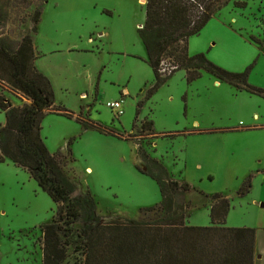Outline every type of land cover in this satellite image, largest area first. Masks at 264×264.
Here are the masks:
<instances>
[{"label":"rangeland","instance_id":"obj_1","mask_svg":"<svg viewBox=\"0 0 264 264\" xmlns=\"http://www.w3.org/2000/svg\"><path fill=\"white\" fill-rule=\"evenodd\" d=\"M146 1L0 0V40L11 47L34 35V16L43 11L34 35L36 66L51 80L56 105L72 115L47 114L44 142L52 153L72 152L75 161L65 172L79 187L75 195L91 193L98 214L108 218L103 222L139 220L142 209L160 205L159 183L147 172L162 167L196 189L189 225H211L209 208L200 205L203 192L230 199L227 226L257 229L262 209L251 202V190L239 191L264 170V128H256L264 126V97L222 80L218 85L206 70L192 82L178 70L155 88L139 33ZM189 51L233 73L256 62L248 85L264 89V0H231L190 38ZM6 90L15 106L27 102ZM116 101L123 105L120 117L108 107ZM5 122L0 111V127ZM56 210L28 171L0 160V264H43L42 226ZM82 259L70 248L64 264Z\"/></svg>","mask_w":264,"mask_h":264},{"label":"trees","instance_id":"obj_2","mask_svg":"<svg viewBox=\"0 0 264 264\" xmlns=\"http://www.w3.org/2000/svg\"><path fill=\"white\" fill-rule=\"evenodd\" d=\"M230 1H146V21L139 33L156 78L155 88L178 70L186 71L189 82L202 77V70H206L240 90L264 97V89L248 85L256 62L244 72L233 73L215 65L205 54H190V38L198 36ZM235 5L247 6L239 1ZM42 12L39 9L34 16V35ZM34 35L26 34L15 47L0 40V111L6 116L0 127V160H10L28 171L57 205L53 221L42 226L43 264H64L70 248L82 255L80 264H255L257 230L227 226L230 199L223 194L210 196L201 192L200 205L211 204V225H189L187 218L193 203L187 195L196 189L174 179L162 167L158 172L150 168L147 172L159 183L162 203L142 209L145 217L139 220L103 222L91 193L75 195L79 187L65 172L75 161L72 152L52 153L42 137L47 114L72 115L56 105L51 80L36 66ZM163 63L177 69L163 77ZM6 89L21 94L27 102L15 106L5 94ZM143 156L149 163V155ZM252 186L250 176L239 193L244 196ZM148 214L154 220H146Z\"/></svg>","mask_w":264,"mask_h":264},{"label":"crops","instance_id":"obj_3","mask_svg":"<svg viewBox=\"0 0 264 264\" xmlns=\"http://www.w3.org/2000/svg\"><path fill=\"white\" fill-rule=\"evenodd\" d=\"M37 63V62H36ZM216 84H220V80H216ZM245 91V90H240ZM126 92V91H124ZM247 92V91H246ZM249 93V92H248ZM85 96V95H84ZM256 128H264V126H257ZM257 177H260V180L257 181ZM251 202H256V205L262 209L256 212L258 225L256 226L257 230V238H256V262L255 264H264V170L257 171L256 176H253V187L251 188ZM187 200H191L193 203L192 209H189L188 218L194 213L197 209V205L194 204V199L192 198V194L187 195ZM202 206V205H201ZM204 208L211 209V204L207 203L206 205L203 204ZM196 208V209H195ZM103 219H108L107 217H103ZM187 218V219H188ZM211 221V219H210ZM257 224V223H256ZM251 225L243 226L249 227Z\"/></svg>","mask_w":264,"mask_h":264},{"label":"built area","instance_id":"obj_4","mask_svg":"<svg viewBox=\"0 0 264 264\" xmlns=\"http://www.w3.org/2000/svg\"><path fill=\"white\" fill-rule=\"evenodd\" d=\"M176 69H177L176 67L173 66L171 67L163 63L160 72L163 77H167L168 75H171L172 72ZM108 107L111 108L118 117L124 114L122 102L116 101V102L108 103Z\"/></svg>","mask_w":264,"mask_h":264},{"label":"bare ground","instance_id":"obj_5","mask_svg":"<svg viewBox=\"0 0 264 264\" xmlns=\"http://www.w3.org/2000/svg\"><path fill=\"white\" fill-rule=\"evenodd\" d=\"M142 2H145V0H142Z\"/></svg>","mask_w":264,"mask_h":264}]
</instances>
